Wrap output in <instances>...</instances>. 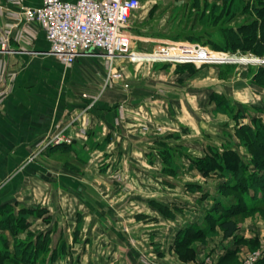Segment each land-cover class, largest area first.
I'll return each instance as SVG.
<instances>
[{
  "label": "rangeland",
  "instance_id": "obj_1",
  "mask_svg": "<svg viewBox=\"0 0 264 264\" xmlns=\"http://www.w3.org/2000/svg\"><path fill=\"white\" fill-rule=\"evenodd\" d=\"M19 1L0 2V27L4 32V35L0 33V86L8 57L13 60L11 66L22 64L23 58H44L42 51L30 52L35 22L25 19L23 9L18 8ZM139 1L140 6L128 23L133 37L132 51L149 54L164 43L190 44L234 60L204 65L154 61L132 63L127 60L131 65H139L127 78V84L122 72L113 66L121 74L123 84L127 85V93L133 82L141 81L142 86L148 88L142 90L150 93L149 96L163 99L156 105L147 104L151 110L152 106L155 107V113L149 111V123L153 127L148 126V130H154V138L149 139V145H152L149 150L153 151L149 152V159L164 163L191 162L194 171L196 168L204 178L198 177L203 182L198 188L199 201L203 203L200 205L209 209L212 218H207L206 227L193 230L170 228L167 222L175 220L179 210L193 212L199 204L189 199L164 201L162 206L157 205L166 220L164 227L158 229L162 233L158 239L168 244L166 234L172 232L170 243L174 242V245L156 248L149 237L140 241L127 226V202L114 203L115 214H102L100 219L90 215L85 222L82 221L84 217L74 219L68 216L64 219L66 222L69 219L75 221L72 234L67 232L69 230L61 232L62 224L54 212L48 214L49 208H44V212L39 209L42 202L36 206L35 225L29 220L26 209L16 217L7 211L9 205H5L0 207V264H257L264 258V210H246L239 194L229 188L240 175L234 176L229 170L225 171L226 175L218 171L204 175L198 165L201 161L215 159L223 164L229 163L234 159L232 152L246 162L254 159L256 165L258 157L264 161L261 156L264 140L259 136L249 139L243 134L245 128L251 132L264 131V85L259 83L264 78L261 72L264 49H260L261 44L257 41L263 32V20L251 6L261 7L256 0H223L222 3L215 0ZM239 58L246 60L241 62ZM106 62L109 66V61ZM14 77L15 73L10 70L8 84L0 91V107L11 91L9 85ZM105 79L104 87L113 86H105ZM165 111L171 116L170 124L155 117L157 112ZM143 129L147 130V127L143 126ZM52 137L41 139L36 146L37 152H31L15 172L27 173L28 167L42 160L49 149L60 146L46 145ZM259 152L261 155L257 154ZM67 158L68 154L63 153L53 159L62 162ZM256 165L251 164L252 171L262 174L264 168L258 169ZM10 170L0 183V190L16 175ZM62 186L64 188V185L52 182L51 205L59 206ZM39 189L42 192L43 186L35 184L36 199L42 201ZM149 203L156 207L155 202ZM213 217L218 220L231 218L237 226L235 233L224 238ZM140 220L144 225L154 222L150 217H141ZM31 226L35 227L34 234L29 231ZM152 228L145 225L142 229L149 231ZM8 242H12L11 247L6 245Z\"/></svg>",
  "mask_w": 264,
  "mask_h": 264
},
{
  "label": "crops",
  "instance_id": "obj_2",
  "mask_svg": "<svg viewBox=\"0 0 264 264\" xmlns=\"http://www.w3.org/2000/svg\"><path fill=\"white\" fill-rule=\"evenodd\" d=\"M41 3L42 0H20L18 8H37ZM32 30L30 52L46 51L48 43L44 31L36 22ZM0 33L4 35L1 27ZM42 56V60L23 58L22 64L14 66H11L13 60L10 57L6 60L0 91L8 84L10 70L15 77L9 85L11 91L0 107V183L9 169L15 172L36 150L41 139L64 131L71 143L49 149L42 160L28 167L27 173L15 172L14 178L0 190V207L9 205L7 211L16 217L26 209L29 220L34 223L37 220L36 206L42 202L39 209L44 212V208H49L48 214L54 212L60 220L61 232L69 230L67 232L72 234L75 221L69 219L66 222L64 219L68 216L74 219L84 217L82 221L85 222L90 215L100 219L102 214H115L114 203L127 202V226L135 237L140 241L149 237L156 248H167L174 245V242L170 243L173 233L166 234L168 244L158 239L162 236L158 229L164 227L166 220L157 205L162 206L164 201L174 199H189L199 204L197 211L179 210L175 220L167 222L168 227L177 230L206 227L211 212L200 205L203 203L199 201L198 191L203 183L198 177L204 178L196 168L194 171L191 162L164 163L149 159V152H153L149 150L152 148L149 139L154 138V130H148V126L153 127L149 123V111L154 112L155 107L152 106L151 110L147 104L156 105L163 99L149 96L150 93L142 90L148 88L142 86L141 81L133 82L128 93L122 81L104 87L109 66L103 58L81 57L73 65L64 66L52 56ZM113 66L122 72L126 84L127 78L135 71L134 67H139L122 58L113 61ZM155 117L160 122H172L167 111L157 112ZM63 153L68 154L67 160L53 159ZM52 182L66 188L62 186L58 207L51 205ZM35 184L43 186V191H38L39 196L42 194V201L36 199ZM176 191L179 193L175 194ZM151 201L155 202V208L150 205ZM141 217L154 220L145 224L153 227L151 230L142 229L145 225ZM34 228H29L30 233L34 234ZM94 243L93 240L92 248ZM10 244L12 242L6 245L11 247Z\"/></svg>",
  "mask_w": 264,
  "mask_h": 264
},
{
  "label": "built area",
  "instance_id": "obj_3",
  "mask_svg": "<svg viewBox=\"0 0 264 264\" xmlns=\"http://www.w3.org/2000/svg\"><path fill=\"white\" fill-rule=\"evenodd\" d=\"M139 6V0H42L37 8L23 9V16L36 22L45 33L48 49L42 55L52 56L65 66L73 65L81 57L109 61L105 86L122 81L119 71L113 68L116 58L132 63L147 58L154 62L195 65L234 61L229 56L190 44L164 43L149 54L132 51L133 37L128 23ZM46 143L47 146L61 145L70 140L59 132Z\"/></svg>",
  "mask_w": 264,
  "mask_h": 264
},
{
  "label": "trees",
  "instance_id": "obj_4",
  "mask_svg": "<svg viewBox=\"0 0 264 264\" xmlns=\"http://www.w3.org/2000/svg\"><path fill=\"white\" fill-rule=\"evenodd\" d=\"M220 1L221 3L223 0H215ZM256 2L260 5L261 8H256L255 6H251L252 11L258 16L261 17L263 32H261L260 38L257 40L259 44H261L260 49H264V0H256ZM255 37L249 40H253ZM257 46V45H256ZM264 54V50L262 51ZM260 54V51H258ZM261 72L264 73V68L261 69ZM264 75V74H263ZM262 85H264V78L262 77V80H259ZM245 130V131H244ZM243 134H245V137H248L249 139L252 137L259 136L261 139L264 140V131H253L251 132L250 129H244ZM250 149V148H249ZM229 152H232L229 150ZM234 159L230 161L229 163L223 164L222 162L218 160H206L201 161L198 165L201 170H203V174L207 175V173L211 171H218L219 174L221 172L226 175L225 171L229 170L231 174L234 176L240 175V178L233 184L229 185V188L231 190H234L237 192L240 196V200L246 210H264V172L262 174H258L257 172L252 171L251 164L254 166V159L251 162L244 161L243 158L235 155L234 152H232ZM257 154H260L257 153ZM261 155V154H260ZM264 157V152H262V155ZM262 159V158H261ZM258 157L257 162V168H264V161L261 160ZM250 191H253L252 193ZM207 217L212 218V214H209ZM214 218V217H213ZM215 222H218V226L223 231L224 238H228L232 236L236 231V224L231 220V218L226 219H220L214 218ZM3 254V253H2ZM6 254V253H5ZM257 264H264V258L257 262Z\"/></svg>",
  "mask_w": 264,
  "mask_h": 264
},
{
  "label": "bare ground",
  "instance_id": "obj_5",
  "mask_svg": "<svg viewBox=\"0 0 264 264\" xmlns=\"http://www.w3.org/2000/svg\"><path fill=\"white\" fill-rule=\"evenodd\" d=\"M137 61H141V62H143V61H150V60H148L147 58H139V59H136ZM246 59H244V58H239V61H241V62H243V61H245Z\"/></svg>",
  "mask_w": 264,
  "mask_h": 264
}]
</instances>
